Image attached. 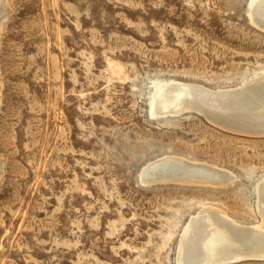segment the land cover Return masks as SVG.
I'll return each mask as SVG.
<instances>
[{
    "label": "rangeland",
    "instance_id": "obj_1",
    "mask_svg": "<svg viewBox=\"0 0 264 264\" xmlns=\"http://www.w3.org/2000/svg\"><path fill=\"white\" fill-rule=\"evenodd\" d=\"M255 2L0 0V264H191L179 242L206 208L264 225V133L226 120L239 102L151 114L160 84L264 74ZM166 156L233 182L141 184Z\"/></svg>",
    "mask_w": 264,
    "mask_h": 264
},
{
    "label": "bare ground",
    "instance_id": "obj_2",
    "mask_svg": "<svg viewBox=\"0 0 264 264\" xmlns=\"http://www.w3.org/2000/svg\"><path fill=\"white\" fill-rule=\"evenodd\" d=\"M249 20L254 26L262 28L261 30L264 29V0H256L249 12ZM205 88L197 84L179 82L160 84L153 94L151 114H154L153 111L156 113V108H158V112L163 111V115H165L164 112L171 111V109L177 111L181 108L182 111V107L185 109L184 107L187 105H197L200 102L210 105L212 102L218 104L221 101H234L239 102V105L231 108L230 112L227 111L226 107L224 108L226 109L224 111L229 112V119L226 120L233 121V124L235 122L237 124L242 122L249 124L244 127L250 129L246 130L250 134L264 133V74L233 89H210V91ZM223 105L225 106L226 103ZM216 107L218 106L216 105ZM205 112L207 111L205 110ZM224 125L226 126V124ZM140 175L145 179L175 176L181 177L182 183H203L221 187L232 183L234 179L232 174L225 172L222 168L173 156H166L148 164ZM257 192V209L264 217V180L258 185ZM261 226L259 225L255 231H247L238 221L220 210L206 208L189 221L179 242V256L182 254L184 257L183 254H186L191 264H228L242 259H264V225ZM184 260L186 261V259ZM180 263L183 264L184 262Z\"/></svg>",
    "mask_w": 264,
    "mask_h": 264
},
{
    "label": "water",
    "instance_id": "obj_3",
    "mask_svg": "<svg viewBox=\"0 0 264 264\" xmlns=\"http://www.w3.org/2000/svg\"><path fill=\"white\" fill-rule=\"evenodd\" d=\"M204 117L207 120H210L209 118L206 117V115H204ZM258 136H264V135H258ZM182 180L183 179L181 177H175V176L156 177L155 179H145L144 177H142V175L139 176V182L141 184H152V185L184 184L181 182Z\"/></svg>",
    "mask_w": 264,
    "mask_h": 264
}]
</instances>
